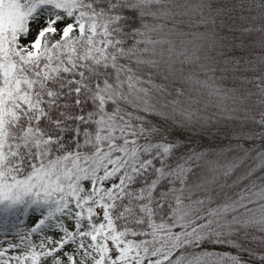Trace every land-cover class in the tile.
Wrapping results in <instances>:
<instances>
[{
  "label": "snow or ice",
  "instance_id": "6c2138e0",
  "mask_svg": "<svg viewBox=\"0 0 264 264\" xmlns=\"http://www.w3.org/2000/svg\"><path fill=\"white\" fill-rule=\"evenodd\" d=\"M0 264H264V0H0Z\"/></svg>",
  "mask_w": 264,
  "mask_h": 264
},
{
  "label": "rangeland",
  "instance_id": "374dc122",
  "mask_svg": "<svg viewBox=\"0 0 264 264\" xmlns=\"http://www.w3.org/2000/svg\"><path fill=\"white\" fill-rule=\"evenodd\" d=\"M35 27V26H34Z\"/></svg>",
  "mask_w": 264,
  "mask_h": 264
}]
</instances>
